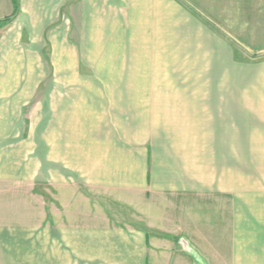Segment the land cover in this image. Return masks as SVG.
<instances>
[{"label":"crops","instance_id":"1","mask_svg":"<svg viewBox=\"0 0 264 264\" xmlns=\"http://www.w3.org/2000/svg\"><path fill=\"white\" fill-rule=\"evenodd\" d=\"M72 1L77 0H19L18 14L0 26V55L6 40L18 48L24 32L18 24L29 9L30 22L53 25L56 40L68 41L72 24L80 34L94 26L98 39L110 25L116 49L110 55L121 57L122 67L134 63L138 23L140 39L147 42L148 66L154 67L147 72H232V39H241L238 30L217 31L193 5L110 0L107 18L102 0H78L76 11ZM258 3L264 7V1ZM12 10V0H0V19ZM248 23L253 24L246 21V28ZM11 28L19 29L18 37L7 38ZM131 87L103 80L53 84L47 96L49 120L62 123L47 130L46 181L0 174V264H10V245L27 233L37 239L45 234V264H258L260 236L254 222L253 227L247 223L245 200L232 194L229 174L224 176L223 154L247 151L241 127L244 100L188 95L137 99L125 92ZM66 88L78 92L68 97ZM90 88L118 93L88 99ZM67 97L75 106L61 109ZM62 110L68 118L61 117ZM29 133L37 136L35 130ZM259 263L264 264L262 259Z\"/></svg>","mask_w":264,"mask_h":264},{"label":"rangeland","instance_id":"2","mask_svg":"<svg viewBox=\"0 0 264 264\" xmlns=\"http://www.w3.org/2000/svg\"><path fill=\"white\" fill-rule=\"evenodd\" d=\"M102 1L103 16L109 18L110 0ZM260 1L264 0H181L188 7H197L194 10L199 13V17L207 20L217 31H226L228 27L238 30L237 36L241 39H232L235 51L231 62L232 72L152 71L154 67L151 64L148 66L150 59L143 46L147 42L140 39L143 34L142 26L138 23H135V39L132 41L136 54L134 63L122 67L118 60L121 57L110 55L116 50L112 48L113 34L110 32V25L107 31H103L102 38L98 39L94 26L92 30L80 34L77 26L72 24L70 39L56 40L58 36L52 32L53 25L44 27L46 22L40 26L31 23L32 16L29 9L26 10L22 15V23L18 24V28H24L23 40L18 48H10L8 40L5 44L4 41L1 42L6 45V49L0 55V174L13 172L12 175L22 174L27 179L36 176L40 182L46 181L49 169L47 130L54 123H62L49 120L47 96L55 82H129L133 87L125 92L137 99L188 95L228 97L234 102L235 98H241L245 103L241 105V127L247 134V151L223 154L226 166L224 176L226 179L229 174L232 194H239L241 200H245L247 223L253 227V221L260 236L255 239L258 246H261L256 250L255 257L259 259L258 264L260 259L264 262V26L258 24L261 17H264V7H259L262 4L258 3ZM78 5V0L72 1V11H76ZM93 5H89V8L94 12ZM73 17L75 16L72 15ZM237 20L242 24H237ZM246 21H252L253 24L248 23L246 28ZM259 30L262 31L257 33ZM18 31L19 29L17 32L14 28L9 29L7 38L18 37ZM86 36L87 40L82 41ZM67 43L70 46L67 47ZM126 62L124 58L122 64L126 65ZM90 68L104 72H90ZM122 68L130 70L122 72ZM148 68L152 70L147 72ZM118 69L120 71H116ZM183 84L188 88H175ZM64 91L70 97L77 94L78 89L66 88ZM86 91L88 99L118 93L110 88H90ZM70 102L68 98L65 107L61 109L75 106ZM63 114L68 118L67 110L61 111V117ZM34 130L37 136H27ZM20 165L22 169H19ZM45 250V234L39 236V239L36 234H23L21 239L10 245V264H45Z\"/></svg>","mask_w":264,"mask_h":264},{"label":"trees","instance_id":"3","mask_svg":"<svg viewBox=\"0 0 264 264\" xmlns=\"http://www.w3.org/2000/svg\"><path fill=\"white\" fill-rule=\"evenodd\" d=\"M12 3H13L12 13L10 15L0 19V26H3L4 24L9 23L18 14V12H19V0H12Z\"/></svg>","mask_w":264,"mask_h":264}]
</instances>
